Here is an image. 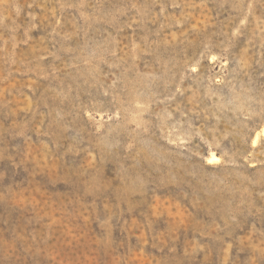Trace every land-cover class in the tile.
<instances>
[{
    "label": "rangeland",
    "instance_id": "374dc122",
    "mask_svg": "<svg viewBox=\"0 0 264 264\" xmlns=\"http://www.w3.org/2000/svg\"><path fill=\"white\" fill-rule=\"evenodd\" d=\"M0 264H264V0H0Z\"/></svg>",
    "mask_w": 264,
    "mask_h": 264
},
{
    "label": "bare ground",
    "instance_id": "6f19581e",
    "mask_svg": "<svg viewBox=\"0 0 264 264\" xmlns=\"http://www.w3.org/2000/svg\"><path fill=\"white\" fill-rule=\"evenodd\" d=\"M214 158H216V157H211L210 159L213 160Z\"/></svg>",
    "mask_w": 264,
    "mask_h": 264
}]
</instances>
